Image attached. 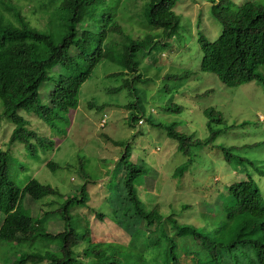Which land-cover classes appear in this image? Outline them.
<instances>
[{"label":"rangeland","instance_id":"1","mask_svg":"<svg viewBox=\"0 0 264 264\" xmlns=\"http://www.w3.org/2000/svg\"><path fill=\"white\" fill-rule=\"evenodd\" d=\"M211 1L217 3L219 0H179L173 8L179 16V24L166 34L149 25L146 11L149 0L122 1L116 13L124 33L111 37L119 46H111L108 50L121 56L132 41L146 36L153 37V49L136 54L135 60L139 64L133 76L126 72L123 78H109L110 74L120 72V67L109 58L99 62L80 88L77 107L64 119H55L56 129L34 115L20 112L28 129L53 142L52 147L39 149L36 156H31L22 144L8 145L14 126L2 115L0 103V150L8 153L10 179L19 189L34 179L55 188L62 196L34 200L25 195L19 202L20 213L40 222V227L48 233L61 232L62 218L56 210L66 197L77 194L75 188L89 180L86 207L70 209L73 232L81 235L86 230L85 239L75 245V240L70 243L80 258L92 247L107 248V252L116 255L132 252L134 256L140 251L137 244H127L130 237L123 224H117L110 217L109 200L110 203L115 201L110 197L123 187L124 170L116 161L125 148L131 154L130 160L146 169L139 179H142L141 184L137 181L135 186L138 199L143 207L160 217L163 231L169 238L174 237L172 224L167 220L171 214L181 225H192L202 233L220 223L223 203L227 199L226 188L246 175L255 181L264 202V86L254 81L229 88L214 75L200 71L202 52L198 37L214 41L222 30L221 24L212 16ZM229 1L233 3V9L247 1L264 5V0ZM19 4L32 25L44 27L45 21L39 20L31 5L23 1ZM90 28L78 29L83 43L87 40L92 43L95 31ZM75 51L71 50L70 54L74 55ZM186 72L190 77L181 79ZM257 72L264 77V66H259ZM124 80L129 83L126 85ZM117 86L122 87L118 93H107L108 89ZM44 90L40 89L39 98L42 104H48V93ZM205 92H209L208 95L199 98ZM91 101L105 104V108H90L88 103ZM137 101L142 106V110H138L148 116L142 124L130 122V115L137 111L131 104L135 105ZM207 108L221 113L223 132L213 147L194 149L191 166L182 175L173 176L186 158L177 150V142L168 136L167 128L174 124L176 132L204 139L208 130L203 111ZM104 115L106 124L100 127ZM225 154L231 155L229 160ZM48 162H52L53 167H47ZM80 164L87 177L85 181L84 175H80ZM49 212L53 214L48 215L44 223L43 215ZM99 213L106 216L99 217L96 215ZM175 241L185 255L177 252L183 260L207 264V257L197 242L191 243L188 237ZM185 245L189 251L183 248ZM1 248L0 264H13L16 255L30 252L26 245L10 244ZM50 249L58 248L52 245ZM152 252L150 248L142 252L141 258H147V264H157L152 256H148ZM4 253L11 255L5 263L2 260Z\"/></svg>","mask_w":264,"mask_h":264},{"label":"trees","instance_id":"2","mask_svg":"<svg viewBox=\"0 0 264 264\" xmlns=\"http://www.w3.org/2000/svg\"><path fill=\"white\" fill-rule=\"evenodd\" d=\"M19 1L34 8L39 20L45 21L43 28L29 22ZM122 1L125 0H0V103L2 115L14 126L8 145L22 144L31 156H36L39 149L52 147V141L27 128L20 112L34 115L47 126L55 128V119H64L77 107L81 86L102 60L109 58L120 67L121 71L110 74L109 78H123L126 72L131 75L137 73L139 62L135 60L136 54L153 49L155 42L151 36L134 40L123 49L121 56L108 50L111 46H119L111 37L124 33L116 13ZM178 1L149 0L146 9L149 25L165 34L176 29L179 16L173 8ZM210 3L212 16L221 24L222 30L214 41L198 37L202 52L200 71L214 75L229 88L254 81L264 86V77L257 72L259 66H264V5L247 1L233 9L229 0ZM79 27L83 30L91 27L95 31L91 44L89 40L83 43ZM71 50L77 51L72 55ZM185 77L189 78L190 73L181 75V79ZM124 81L126 85L129 83ZM41 88L48 93V104H42L39 98ZM121 88H110L107 93L116 94ZM208 93L201 94L199 98ZM88 105L98 110L105 108V104L98 105L93 101ZM131 105L136 106L137 111L130 115V122H144L148 116L138 110H142L141 104L137 101ZM203 114L208 130L204 139L178 133L174 124L167 128L168 136L177 142V150L186 158L173 176L182 175L191 166L194 149L213 147L214 141L223 132L220 127L224 119L219 111L207 108ZM130 156L128 148H125L116 161L124 170L123 187L110 197L115 201L110 203L109 200L110 217L117 224H123L125 233L130 237L127 244H137L142 252L146 248L152 249L154 252L148 256H152L157 264H192L190 260L179 257L177 252L182 251L175 241L188 237L191 243L197 242L201 247L207 264H264V202L251 176L246 175L228 185L222 221L215 227L202 233L192 225H181L171 214L167 220L172 224L174 237L169 238L163 231L160 217L143 207L138 199L135 186L137 181L138 185L141 184L142 179H139L145 175L146 169L134 164ZM230 157V154H225L226 159ZM46 166L53 167V164L48 162ZM54 167L59 168L58 165ZM79 168L80 175H84L83 181L87 180L82 164ZM87 181L75 188L77 194L66 197L56 210L62 218L61 232L48 233L40 227V222L36 223L20 213V199L25 195L34 200L61 195L55 188L34 179L22 189L17 188L9 176L8 153L0 150V251L5 245H26L30 252L22 251L24 254L16 255L13 264H147V258H141L140 251L134 256L132 252L116 255L107 252V248L92 247L83 258L75 253L71 240H75V245L85 239L86 230L81 235L73 232L70 209L86 207L89 199ZM51 214L53 212L43 215L44 223ZM96 215L106 216L102 213ZM52 245L58 249L53 251L50 249ZM187 246L183 248L189 251ZM10 256L4 253L3 262Z\"/></svg>","mask_w":264,"mask_h":264},{"label":"built area","instance_id":"3","mask_svg":"<svg viewBox=\"0 0 264 264\" xmlns=\"http://www.w3.org/2000/svg\"><path fill=\"white\" fill-rule=\"evenodd\" d=\"M105 123H106V120H105V115H104V118L100 120V126L102 127Z\"/></svg>","mask_w":264,"mask_h":264},{"label":"clouds","instance_id":"4","mask_svg":"<svg viewBox=\"0 0 264 264\" xmlns=\"http://www.w3.org/2000/svg\"><path fill=\"white\" fill-rule=\"evenodd\" d=\"M140 122H141V124H142V121H139V124H140ZM106 124V123H105ZM101 127V126H100Z\"/></svg>","mask_w":264,"mask_h":264}]
</instances>
